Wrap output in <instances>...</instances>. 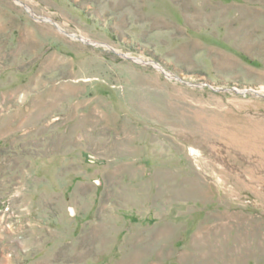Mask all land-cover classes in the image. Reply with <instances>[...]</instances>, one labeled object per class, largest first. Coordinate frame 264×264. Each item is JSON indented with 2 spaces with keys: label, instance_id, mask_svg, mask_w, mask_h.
Listing matches in <instances>:
<instances>
[{
  "label": "rangeland",
  "instance_id": "rangeland-1",
  "mask_svg": "<svg viewBox=\"0 0 264 264\" xmlns=\"http://www.w3.org/2000/svg\"><path fill=\"white\" fill-rule=\"evenodd\" d=\"M0 264H264V0H0Z\"/></svg>",
  "mask_w": 264,
  "mask_h": 264
},
{
  "label": "bare ground",
  "instance_id": "bare-ground-1",
  "mask_svg": "<svg viewBox=\"0 0 264 264\" xmlns=\"http://www.w3.org/2000/svg\"><path fill=\"white\" fill-rule=\"evenodd\" d=\"M138 61H139V62H142V60H140V59H138ZM158 68H159V70H161V67H158Z\"/></svg>",
  "mask_w": 264,
  "mask_h": 264
}]
</instances>
